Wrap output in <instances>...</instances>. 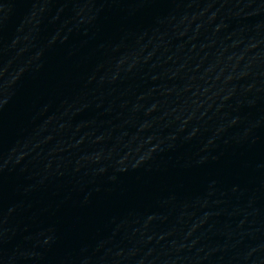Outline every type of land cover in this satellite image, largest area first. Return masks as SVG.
I'll return each instance as SVG.
<instances>
[{
  "label": "water",
  "instance_id": "1",
  "mask_svg": "<svg viewBox=\"0 0 264 264\" xmlns=\"http://www.w3.org/2000/svg\"><path fill=\"white\" fill-rule=\"evenodd\" d=\"M0 264H264V0H0Z\"/></svg>",
  "mask_w": 264,
  "mask_h": 264
}]
</instances>
